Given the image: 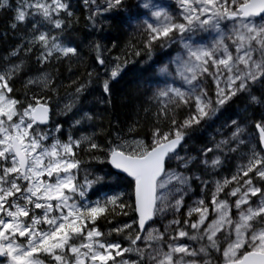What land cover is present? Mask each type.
Masks as SVG:
<instances>
[{
  "label": "snow or ice",
  "instance_id": "snow-or-ice-1",
  "mask_svg": "<svg viewBox=\"0 0 264 264\" xmlns=\"http://www.w3.org/2000/svg\"><path fill=\"white\" fill-rule=\"evenodd\" d=\"M83 6L91 29L127 12L142 46L109 58L93 39L87 79L66 85L58 66L85 63L68 35L79 22L72 0H0L19 36L0 59V264H264V0ZM173 44L183 53L158 68L165 79H145L155 105L143 109L147 133L132 135L136 120L100 140L97 105L113 104L128 56L147 63ZM207 127L210 143L190 149ZM93 161L102 167H85ZM117 216L127 219L101 230Z\"/></svg>",
  "mask_w": 264,
  "mask_h": 264
},
{
  "label": "trees",
  "instance_id": "trees-1",
  "mask_svg": "<svg viewBox=\"0 0 264 264\" xmlns=\"http://www.w3.org/2000/svg\"><path fill=\"white\" fill-rule=\"evenodd\" d=\"M12 2L15 3V0H12ZM72 2L76 6L75 11L79 18V22L73 25L68 35L70 39L74 40L84 48L85 63L79 65L73 62L71 72L69 71V66L67 64H61L58 66L59 80H62L66 85L70 83V79L76 78L77 75L80 76L81 80L87 79L85 74L86 70H91V66L94 64V53L89 48V43L93 39L100 40L107 49H111L110 52L105 53L109 58L123 55L126 46L129 44H134L137 47L142 46L141 36L131 34L132 32H130L128 26H125V23H123L124 15L121 11H119V14H117L116 11L108 13V21H101L98 18V22L102 24V27L91 29L88 27V22L86 20L88 11L84 8L81 0H72ZM11 16V12L0 15V33L8 31L7 37L0 35V59L7 55L10 48L19 41V36L13 34L7 28V22ZM113 44L116 45L115 48L112 47ZM154 55L155 53H153V59L147 63H145L146 57L143 54L139 57L132 55L128 56L130 63L124 69L120 78H118V82H114L113 104L111 106L97 105V108L104 112L105 117L100 124V127L105 129V133L100 135V140L104 139V135L115 133L117 131L121 132V134L127 135L129 126H131L136 120H139L143 126L138 127L136 133H132V135H145L147 133V121L145 120L143 109L146 107L154 108L155 105L154 103L150 104L149 102L150 93L147 92L145 79L148 77L153 78V74L156 73L153 65ZM16 87L23 90L20 81H17ZM67 90L71 91L70 88ZM92 90H94V96L101 95L100 89L96 84L92 85L90 91ZM64 92L65 89L62 88V96ZM106 108L107 111H105ZM67 126L69 125L65 124L64 128L66 129ZM73 134H76L74 129ZM213 135H215V130L212 127H207L194 133L193 139L189 143V148L196 149L198 145H202L206 142L210 143V138ZM80 158L87 161L89 155L81 152ZM85 167L97 171L102 166L93 161L92 163L85 165ZM115 185L116 181H112V186L115 187ZM125 188V185H121L118 190L123 191ZM126 219L127 217L117 216L112 220V223L101 221L100 227L104 230L108 226L118 224Z\"/></svg>",
  "mask_w": 264,
  "mask_h": 264
},
{
  "label": "rangeland",
  "instance_id": "rangeland-1",
  "mask_svg": "<svg viewBox=\"0 0 264 264\" xmlns=\"http://www.w3.org/2000/svg\"><path fill=\"white\" fill-rule=\"evenodd\" d=\"M128 5H129V9L131 10V11H135V5L137 4V0H128ZM98 3H103V0H98ZM105 16L104 15H102L101 16V18H104ZM134 32H137L136 30H134ZM155 51L156 52H161L162 54L163 53H165V56H164V54H163V56H164V58H163V61H164V63H167L168 62V60L169 59H171V58H174L178 53L179 54H182L183 53V49H182V47L180 46V45H178V44H173L171 47H166V48H163V49H161V48H156L155 49ZM165 79V77H163V76H161L160 74H159V78H158V80H164ZM170 79V78H169ZM179 84H180V82H179V80H177V84H176V86H179ZM211 133V132H210ZM64 139H66V138H64ZM201 145H198L197 147H196V149H198L199 147H200ZM193 187H195V185H193ZM190 197L191 198H195L196 197V195H195V193H192V194H190ZM185 201H186V203H190L191 201H190V199H189V197H186L185 198ZM207 202V201H206ZM183 211V210H182ZM171 218V215L169 214L163 221H162V223H166L167 222V219H170ZM160 223L161 222H158L155 226L156 227H160Z\"/></svg>",
  "mask_w": 264,
  "mask_h": 264
},
{
  "label": "bare ground",
  "instance_id": "bare-ground-1",
  "mask_svg": "<svg viewBox=\"0 0 264 264\" xmlns=\"http://www.w3.org/2000/svg\"><path fill=\"white\" fill-rule=\"evenodd\" d=\"M2 19V18H1ZM7 21V20H6Z\"/></svg>",
  "mask_w": 264,
  "mask_h": 264
}]
</instances>
